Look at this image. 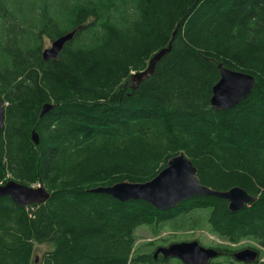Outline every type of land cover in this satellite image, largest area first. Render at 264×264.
<instances>
[{
  "label": "trees",
  "instance_id": "16d2710c",
  "mask_svg": "<svg viewBox=\"0 0 264 264\" xmlns=\"http://www.w3.org/2000/svg\"><path fill=\"white\" fill-rule=\"evenodd\" d=\"M72 30L44 60V38ZM169 43L132 90L131 72ZM220 64L255 78L226 110L210 103ZM0 96V184L50 192L34 207L0 197V264H182L135 249L134 233L194 228L197 210L226 252L245 238L264 250V0H0ZM44 104L53 108L40 117ZM180 152L202 184L256 199L230 211L224 198L194 195L158 210L90 191L146 182ZM35 244L50 248L35 258Z\"/></svg>",
  "mask_w": 264,
  "mask_h": 264
},
{
  "label": "water",
  "instance_id": "95a60500",
  "mask_svg": "<svg viewBox=\"0 0 264 264\" xmlns=\"http://www.w3.org/2000/svg\"><path fill=\"white\" fill-rule=\"evenodd\" d=\"M75 30L67 32L50 43V47L42 50L44 58L55 57L63 46L72 39ZM171 46V44H169ZM167 49H160L150 59L147 68L134 76L132 88L144 78L149 76L155 64L162 58ZM219 67L220 77L212 88L210 103L216 109H229L244 99L253 89L255 78L252 74L243 71ZM52 105L45 104L42 115L52 109ZM4 108L0 100V128L3 125ZM32 138L37 143V134L33 130ZM197 169L192 161L183 153L173 156L153 178L143 183L118 182L112 185L92 188V192H101L111 195L120 202L128 200H145L155 209L167 210L177 203L194 195H214L228 201V209L235 211L243 208L246 204L254 201L255 196L248 194L243 188L233 186L227 190H215L202 184L196 177ZM9 196L20 206L27 204L42 203L49 198L50 194L44 187H32L15 180H7L0 184V197ZM159 252L163 257L177 258L184 264H208L211 258L219 255V251L211 247L201 245L197 240L172 242L166 246L157 247L154 252ZM257 252L245 248L233 253L238 261L251 262L256 258Z\"/></svg>",
  "mask_w": 264,
  "mask_h": 264
},
{
  "label": "rangeland",
  "instance_id": "374dc122",
  "mask_svg": "<svg viewBox=\"0 0 264 264\" xmlns=\"http://www.w3.org/2000/svg\"><path fill=\"white\" fill-rule=\"evenodd\" d=\"M50 40L44 38L42 46L49 47ZM170 48V45L164 49ZM34 130V129H33ZM32 130V131H33ZM32 134V132H31ZM32 138V135H31ZM33 140V138H32ZM38 143V141H37ZM196 213H199V226L190 228L187 225L182 224H167L161 225L158 227L153 226H139L135 230V249H143L145 247L154 249L158 245L165 243L164 240L172 241H191L198 240L202 245L206 247H214L215 245H223L224 242L216 236L213 232L209 231L207 222H206V213L202 210H197ZM151 243V244H150ZM247 246H255V243L251 239H242L238 244L232 245L231 248H236L238 250L244 249ZM48 244H35L33 257L39 258L42 256L43 252L49 249ZM241 248V249H239ZM236 250V251H238ZM264 256V254H262ZM261 255V256H262ZM215 261L221 262L223 264H232L231 261L226 260L222 257L214 258ZM173 264H176V261H172Z\"/></svg>",
  "mask_w": 264,
  "mask_h": 264
},
{
  "label": "bare ground",
  "instance_id": "6f19581e",
  "mask_svg": "<svg viewBox=\"0 0 264 264\" xmlns=\"http://www.w3.org/2000/svg\"><path fill=\"white\" fill-rule=\"evenodd\" d=\"M63 9H64V8H63ZM63 9H62V11H64L66 8H65L64 10H63ZM65 11H66V10H65ZM62 13H63V12H62ZM64 14H65V13H64ZM51 18L54 19L53 17H51ZM49 19H50V18H49ZM47 20H48V19H47ZM50 21H51V20H50ZM50 21H47V22H50ZM53 23H55V22L53 21L52 24H53ZM59 23H60V22H59ZM59 23L56 22L57 25H58ZM81 23H82V22H81ZM83 23H84V22H83ZM47 24H48V23H47ZM52 24H51V26H52ZM83 25H84V24H83ZM47 26H49V25H47ZM53 26H55V25H53ZM60 26H61V25H60ZM75 26H76V25H75ZM75 26H74V27H75ZM58 27H59V26H57L56 28L58 29ZM45 28H46V27H45ZM47 28H48V27H47ZM72 28H73V27H72ZM49 29H50V28H49ZM57 29H56V30H57ZM52 30H53V28H52ZM54 30H55V29H54ZM82 30H83V29H82ZM77 31H78V30H77ZM77 31H76V32H77ZM69 32H70V31H69ZM169 44H171V43H169ZM50 46H51V43H50ZM50 46H49V47H50ZM44 48H45V47H44ZM44 48H43V49H44ZM43 49H42V50H43ZM61 50H62V49H61ZM61 50H60V51H61ZM170 50H171V48H169V50H168L166 53H168ZM60 51H59V52H60ZM59 52H58V54H59ZM157 52H158V51H157ZM157 52H156V53H157ZM156 53H155V54H156ZM58 54L55 55V57L44 58V57L42 56V58H43L44 60L51 59V58H56V57L58 56ZM155 54H154V55H155ZM152 57H153V56H152ZM152 57H151V58H152ZM151 58H150V59H151ZM150 59H149V61H150ZM160 59H161V58H160ZM149 61H148V64H149ZM148 64H147V66H148ZM155 65H156V64H155ZM146 68H147V67H146ZM146 68H145V69H146ZM145 69L140 70V71H137V72H135V71H132V72H131V74H132V77L130 78V86H131V88H132V84H133L134 76H135L138 72H142V71H144ZM132 90H133V88H132ZM0 100H1V106L4 108V102H3V99H2L1 96H0ZM44 105H45V104H44ZM44 105H43V106H44ZM48 105H49V104H48ZM43 106H42L41 111H40V117H42V109H43ZM50 110H51V109H50ZM4 112H5V109H4ZM3 125H4V118H3ZM3 125H2V127H3ZM2 127H1V128H2ZM34 131H35V129H34ZM32 132H33V131H32ZM35 133L37 134L36 131H35ZM37 139H38V134H37ZM177 155H178V154H177ZM174 156H175V155H174ZM171 158H172V157H171ZM171 158H170V159H171ZM170 159H169V160H170ZM169 160H168V161H169ZM168 161H167V162H168ZM197 173H198V172H196L195 175H196V177L198 178V180L200 181V179H199ZM128 180H129V179H128ZM128 180H124V181H122V182H125V181H126L125 183H127V184H131V183H143V182H130V180H129V181H128ZM200 182H201V181H200ZM30 186H33V187H36V188H37V187H43V186H40V183H35V184L30 185ZM209 187H210V186H209ZM238 187H240V186H238ZM210 188H211V187H210ZM241 188H242V187H241ZM47 191H48V190H47ZM245 191H246V190H245ZM48 192H49V191H48ZM49 194H50V192H49ZM209 196H211V195H209ZM46 200H47V199H46ZM46 200H45V201H46ZM45 201H44V202H45ZM144 201H145V200H144ZM183 201H184V200H183ZM181 202H182V201H181ZM42 203H43V202H42ZM179 203H180V202H179ZM179 203H177V205H178ZM34 204H40V203H33V204H27V205H33V207H34ZM27 205H25V206H27ZM177 205H176V206H177ZM174 207H175V206H174ZM172 208H173V207H172ZM170 209H171V208H170ZM167 210H168V209H167ZM27 211H28V210H27ZM210 231H211V229H210ZM211 232H213V231H211ZM161 246H166V245H165V244H162V245H158V246H156L155 249H154V251H153V256H154V252H155V250L157 249V247H161ZM246 248H250V249L256 251V252H257V255H256V258H255L254 261H251V262H244V261H242V262L247 263V264H255L256 262L259 263V264H263V263H264V256L262 255V254H264V250H261L262 247H259L260 250H261L260 252L257 251V250H256L255 248H253L252 246H251V247L247 246ZM158 255H161V256L163 257L162 253L159 252L156 256H154V258H156ZM261 255H262V256H261Z\"/></svg>",
  "mask_w": 264,
  "mask_h": 264
},
{
  "label": "flooded vegetation",
  "instance_id": "af4514ba",
  "mask_svg": "<svg viewBox=\"0 0 264 264\" xmlns=\"http://www.w3.org/2000/svg\"><path fill=\"white\" fill-rule=\"evenodd\" d=\"M218 246H220V245H218ZM220 247H222V250H219L221 252V255L218 256V257H222V258H224L226 260H229V261L233 262L234 264H247V263H244L242 261H238V260L234 259L233 253L236 250H238V249H236V248L234 249L233 248L230 252H226L225 251V249H226L225 246H220ZM239 249H241V248H239Z\"/></svg>",
  "mask_w": 264,
  "mask_h": 264
}]
</instances>
